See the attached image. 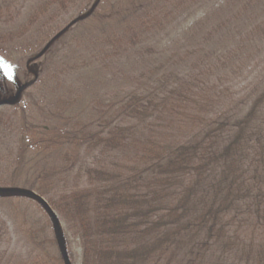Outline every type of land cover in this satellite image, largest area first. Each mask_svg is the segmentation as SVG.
<instances>
[{"label": "trees", "instance_id": "trees-1", "mask_svg": "<svg viewBox=\"0 0 264 264\" xmlns=\"http://www.w3.org/2000/svg\"><path fill=\"white\" fill-rule=\"evenodd\" d=\"M233 2L228 8L240 13L233 18L239 27L226 30L233 20H221L218 28L235 51L217 61L201 54L204 41L202 47L197 41L179 60L174 53V82L138 83L134 96L119 103L115 126H109L112 120L102 124V116L61 133L33 125L26 115L11 114L12 126L11 116L2 119L15 144L18 134L44 154L33 166L38 174L50 178L58 169L68 178L76 166L85 168L74 186L61 188L57 201L47 199L79 236L82 264H209L214 254L228 264H264V89L253 100L235 99L215 80L229 58L230 67L256 70L250 56L256 45L257 57L264 51V8L257 16L253 11L264 0L237 9ZM84 146L87 156L79 164ZM53 154L63 155L66 165L48 166L46 155ZM20 198L46 211L38 201ZM7 229L0 224V237ZM37 229L25 264H64L55 234L48 238L43 230L44 238Z\"/></svg>", "mask_w": 264, "mask_h": 264}, {"label": "rangeland", "instance_id": "rangeland-1", "mask_svg": "<svg viewBox=\"0 0 264 264\" xmlns=\"http://www.w3.org/2000/svg\"><path fill=\"white\" fill-rule=\"evenodd\" d=\"M229 2L65 0L62 4L59 0H0V188H26L46 200L57 201L61 188L74 186L85 171L84 167L76 166L68 178L66 172L58 175V169L52 170L54 174L48 171L50 178L38 174L33 166L45 160L44 154L35 148L37 144L30 146L28 139L29 145L22 143L18 134L15 144L11 130L2 126V119L11 114L15 119L26 115L33 125L61 133L71 130L72 125H88L102 116V124L108 125L112 120L109 126H115L119 103L126 95L134 96L138 83L152 86L174 82L170 76L176 69L170 59L174 53L179 60L186 46L202 47L201 41L205 50L201 54L206 56L223 58L224 54L235 51L236 46L228 42L230 36L218 28L219 21H231L240 14L228 8ZM248 2L237 0L231 4L237 9ZM263 8L253 11L254 16L260 15ZM247 15L242 13V17ZM234 21L229 22L226 30L239 27ZM214 27L219 31L215 35L208 33ZM259 49L256 45L250 56H255L253 73L247 64L246 72L241 65L238 69L234 65L230 67L234 60L229 58L222 61L218 77L215 75L222 88L234 92L235 99L253 100L264 89V51L257 57ZM155 70H158L156 75ZM22 86L24 89L18 93ZM15 100L20 101L15 104ZM15 122L11 116V126ZM82 152L79 164L87 156L84 154L87 147ZM46 158L48 166L67 163L63 155H46ZM20 197L0 199V224L5 222L8 226L7 234L0 237V257L4 264H25L35 229L44 238L43 230L48 238L54 234L46 211ZM55 212L61 221L62 240L71 264H82L79 236ZM250 243L247 241L246 246ZM207 263L228 264L216 254Z\"/></svg>", "mask_w": 264, "mask_h": 264}, {"label": "water", "instance_id": "water-1", "mask_svg": "<svg viewBox=\"0 0 264 264\" xmlns=\"http://www.w3.org/2000/svg\"><path fill=\"white\" fill-rule=\"evenodd\" d=\"M46 48H47V46H46ZM46 48L44 50H42V52L40 54H38L35 57V59L39 58L43 54V52L46 50ZM29 71L31 72L30 69H29ZM23 89H24V86H22L19 89L18 93H21V91ZM5 196H25V197H29V198H32V199L38 201L43 206V208H45V210L47 211V213L49 215V218L51 219V222H52V225H53V229H54V233H55V236H56L55 239H57L58 244L60 246V250L62 252V256H63L62 259H64V263L65 264H71L68 252L65 249L66 247H65V245L63 243V240H62L61 221L58 218L59 216L52 209V207L49 205V203L46 201V199L44 197H42L41 195L35 193V192L26 190V188L25 189H19V188L4 189V188H0V197H4L5 198Z\"/></svg>", "mask_w": 264, "mask_h": 264}]
</instances>
